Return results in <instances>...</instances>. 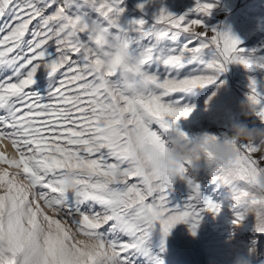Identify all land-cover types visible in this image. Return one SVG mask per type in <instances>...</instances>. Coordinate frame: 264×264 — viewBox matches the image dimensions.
<instances>
[{
	"label": "snow or ice",
	"instance_id": "6c2138e0",
	"mask_svg": "<svg viewBox=\"0 0 264 264\" xmlns=\"http://www.w3.org/2000/svg\"><path fill=\"white\" fill-rule=\"evenodd\" d=\"M73 3L0 0V17L16 21L0 38V68L11 69L0 77V139L12 149L0 152V264H130L131 251L148 256L156 222L167 235L190 221L195 234L201 213L220 204L186 175L191 160L170 167L169 145L192 139L177 126L192 111L180 94L212 83L229 63L264 70V56L199 18L161 7L151 25L133 19L129 29L118 22L122 0H83L95 18L69 14ZM213 7L195 0L189 12L207 15ZM152 64L157 70L147 71ZM41 67L60 77L47 100L30 90ZM246 99L264 124V76L249 77ZM224 139L238 154L228 168L209 163L212 180L230 186L233 223L251 213L264 233V190L252 183L264 157L254 144ZM176 176L191 191L182 206L169 207ZM74 233L95 238L97 250L81 247Z\"/></svg>",
	"mask_w": 264,
	"mask_h": 264
},
{
	"label": "rangeland",
	"instance_id": "374dc122",
	"mask_svg": "<svg viewBox=\"0 0 264 264\" xmlns=\"http://www.w3.org/2000/svg\"><path fill=\"white\" fill-rule=\"evenodd\" d=\"M141 2L122 0L119 7L124 11L118 19L122 27L131 29L134 26L128 22L139 18L146 21L147 27L153 23L160 8L164 7L175 15L187 14L188 17L199 18L209 29L215 27L229 32L240 39V48L254 50L256 55L264 56V0H209L214 7L207 15L189 12L195 0H148L143 9L137 7ZM73 13H87L91 18L96 17V13L84 5L83 0H75L71 5L69 14ZM15 23L12 15L0 17V27L5 29L0 31V38L7 35ZM129 35L135 37L138 33L130 30ZM178 39L182 41L184 36ZM53 49L54 46L50 44L48 51L53 52ZM145 68L149 72L157 70L155 64L146 65ZM10 72V68H0V77ZM251 76L260 78L264 76V70L252 72L239 63H229L227 70L220 73L212 83L181 93L180 103L191 106L192 111L187 118H180L177 126L190 139L199 134L217 137L230 135L231 123H246L252 117H245L239 106L240 101L246 98ZM34 79L35 83L30 86V90L47 100L48 92L57 86L60 77H48L46 70L41 67ZM257 127H264V124L260 123ZM8 150L12 151L9 147ZM198 163L201 169L199 173L194 177L190 172L186 175L200 185L202 196L220 204L219 211H203L195 234L190 231V221L176 223L167 235L162 234L156 222L146 242L150 250L148 256L131 251L128 253L130 264H157L158 261H162V264H232L238 256L249 258L252 264L264 260V233L255 230L254 215L250 213L238 224L233 223L235 209L231 206L230 186L212 180L213 173L205 163L204 156L200 157ZM190 191L185 179L173 177L166 194L168 206H182Z\"/></svg>",
	"mask_w": 264,
	"mask_h": 264
},
{
	"label": "clouds",
	"instance_id": "9594fccd",
	"mask_svg": "<svg viewBox=\"0 0 264 264\" xmlns=\"http://www.w3.org/2000/svg\"><path fill=\"white\" fill-rule=\"evenodd\" d=\"M240 108L245 117L253 116L256 112V106L246 98L240 101ZM230 135L228 139L239 143H248L256 145L258 155L264 157V127H249L248 124L242 121H236L230 124ZM8 143H10L8 141ZM8 143L0 139V152H6L12 155V151L8 150ZM205 154L211 155V160L205 158V163L224 169L228 168L237 156L235 145L225 142L224 137L212 138L211 134H199L191 139L190 143H185L182 139H177L172 142L167 149V158L171 161L170 167L179 165L182 161L191 160L192 163L188 167L187 172H190L194 177L199 173L200 164L198 163L201 156ZM20 183L27 182L21 180ZM252 183L259 190H264V171L258 172L252 176ZM67 188L70 191L75 190V185L71 178H67ZM74 239L82 241L81 247H85L91 251L97 250L98 241L90 236H79L74 233ZM108 254L112 255V249L107 248ZM232 264H252V261L245 256L236 257ZM258 264H264V260H260Z\"/></svg>",
	"mask_w": 264,
	"mask_h": 264
},
{
	"label": "built area",
	"instance_id": "2783aa9c",
	"mask_svg": "<svg viewBox=\"0 0 264 264\" xmlns=\"http://www.w3.org/2000/svg\"><path fill=\"white\" fill-rule=\"evenodd\" d=\"M260 123H261V122L258 121V120L256 119L255 116L250 117V118L246 121V124H248L249 127L256 126V125H258V124H260Z\"/></svg>",
	"mask_w": 264,
	"mask_h": 264
},
{
	"label": "bare ground",
	"instance_id": "6f19581e",
	"mask_svg": "<svg viewBox=\"0 0 264 264\" xmlns=\"http://www.w3.org/2000/svg\"><path fill=\"white\" fill-rule=\"evenodd\" d=\"M6 143H8V141H5ZM8 147L11 149V145L10 143H8ZM12 150V149H11Z\"/></svg>",
	"mask_w": 264,
	"mask_h": 264
},
{
	"label": "crops",
	"instance_id": "0c3cea01",
	"mask_svg": "<svg viewBox=\"0 0 264 264\" xmlns=\"http://www.w3.org/2000/svg\"><path fill=\"white\" fill-rule=\"evenodd\" d=\"M242 79H244V78H242ZM260 125V124H259ZM261 125H263V124H261ZM258 125H256L255 127H257Z\"/></svg>",
	"mask_w": 264,
	"mask_h": 264
}]
</instances>
